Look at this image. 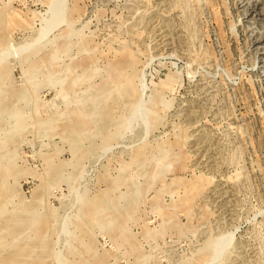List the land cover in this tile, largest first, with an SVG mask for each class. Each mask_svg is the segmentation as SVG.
<instances>
[{"label":"rangeland","instance_id":"obj_1","mask_svg":"<svg viewBox=\"0 0 264 264\" xmlns=\"http://www.w3.org/2000/svg\"><path fill=\"white\" fill-rule=\"evenodd\" d=\"M0 264H264V0H0Z\"/></svg>","mask_w":264,"mask_h":264}]
</instances>
